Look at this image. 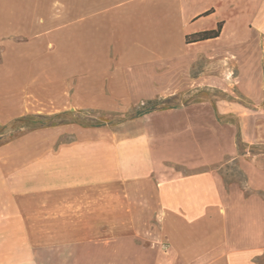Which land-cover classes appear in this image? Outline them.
Listing matches in <instances>:
<instances>
[{
  "label": "crops",
  "instance_id": "1",
  "mask_svg": "<svg viewBox=\"0 0 264 264\" xmlns=\"http://www.w3.org/2000/svg\"><path fill=\"white\" fill-rule=\"evenodd\" d=\"M0 43L14 57L44 44L77 83L47 116L225 94L113 127L46 126L73 138L8 160L0 264H264V141L244 138L261 125L235 89L246 67L264 83V0H0ZM231 162L243 179L221 172Z\"/></svg>",
  "mask_w": 264,
  "mask_h": 264
},
{
  "label": "rangeland",
  "instance_id": "2",
  "mask_svg": "<svg viewBox=\"0 0 264 264\" xmlns=\"http://www.w3.org/2000/svg\"><path fill=\"white\" fill-rule=\"evenodd\" d=\"M14 58L17 61L20 59L22 65H12ZM52 58L51 50H47L41 43L28 53L22 50L18 51L17 57H14L13 52L9 51L3 43H0V180L6 182L8 179L6 175L9 172L10 162L8 160L10 158L24 159L35 155H44L47 150L46 142L58 138L60 143L73 138L72 132L68 129H47L46 126L25 129L21 127L22 123L19 121L25 116L46 115L48 111L61 109L63 106H67L68 97L76 96L77 83L70 81V77L63 74L61 67L54 66ZM243 71V74H238L239 81L235 89L245 99L247 108L252 113L245 118V123L255 119L261 125L259 130L244 131V138L264 141V114L255 112L256 110L251 106L252 103L264 104V83L258 76H255L254 68L246 67ZM207 96L216 99L225 96V94L217 90L199 91L183 94L179 99L170 103L179 106ZM143 106L144 104L139 105L126 113L74 110L66 115H53L51 119H46L44 124L63 119L79 121L86 125L102 124L104 127H113L117 123L138 117L134 115L135 111ZM144 107L149 108L147 105ZM225 119L235 123L234 116ZM234 134L239 152L243 154L242 151L247 150L248 147H245L246 145L242 142L243 136L239 129L230 132V138ZM259 149L261 148H254V150ZM250 150L253 151V148ZM221 172L228 180L243 179L233 162L223 166ZM165 262L171 264L169 258H166Z\"/></svg>",
  "mask_w": 264,
  "mask_h": 264
},
{
  "label": "trees",
  "instance_id": "3",
  "mask_svg": "<svg viewBox=\"0 0 264 264\" xmlns=\"http://www.w3.org/2000/svg\"><path fill=\"white\" fill-rule=\"evenodd\" d=\"M222 28V23H218L217 28L211 31H206L198 34L191 35L187 37V41L189 42H199V41H204L207 39H213L217 38L220 35ZM175 98H167V99H156V100H151L148 101L144 104L147 105L149 108L142 107L141 109L135 111V116H141L146 113H150L159 109H165V108H170L172 107L170 105V102L173 101ZM46 119H51V116H46V115H31V116H25L20 118L19 121H21V127L25 129H34L38 127H44V126H52V125H57V124H62V123H67L66 120L60 119L57 120L56 122H49L47 124H44ZM95 127H99V124L97 125H91Z\"/></svg>",
  "mask_w": 264,
  "mask_h": 264
}]
</instances>
